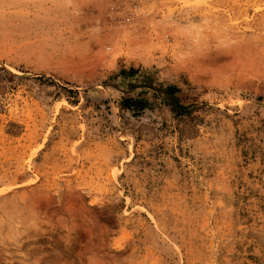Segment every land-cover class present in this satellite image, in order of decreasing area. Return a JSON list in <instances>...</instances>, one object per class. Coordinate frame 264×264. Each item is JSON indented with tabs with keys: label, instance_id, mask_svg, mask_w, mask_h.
<instances>
[{
	"label": "rangeland",
	"instance_id": "rangeland-1",
	"mask_svg": "<svg viewBox=\"0 0 264 264\" xmlns=\"http://www.w3.org/2000/svg\"><path fill=\"white\" fill-rule=\"evenodd\" d=\"M0 264H264V0H0Z\"/></svg>",
	"mask_w": 264,
	"mask_h": 264
},
{
	"label": "clouds",
	"instance_id": "clouds-1",
	"mask_svg": "<svg viewBox=\"0 0 264 264\" xmlns=\"http://www.w3.org/2000/svg\"><path fill=\"white\" fill-rule=\"evenodd\" d=\"M193 27H196V25H193Z\"/></svg>",
	"mask_w": 264,
	"mask_h": 264
}]
</instances>
